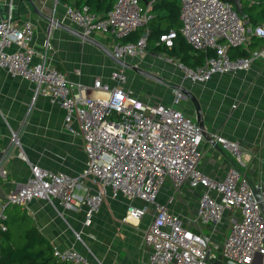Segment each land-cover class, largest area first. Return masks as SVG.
I'll return each instance as SVG.
<instances>
[{"label": "built area", "instance_id": "built-area-1", "mask_svg": "<svg viewBox=\"0 0 264 264\" xmlns=\"http://www.w3.org/2000/svg\"><path fill=\"white\" fill-rule=\"evenodd\" d=\"M150 17L139 0H116L103 18L88 5L66 6L67 21L83 37L111 36V54L124 62L146 56ZM180 19L181 36L206 55L204 64L196 68L175 62L190 82L203 84L217 75L245 72L255 61L264 60V46L248 56L232 57V51L247 46L252 37L264 40L258 32L264 31V24L251 26L230 2L180 0ZM58 25L56 21L54 26ZM138 30L144 32L136 41H123ZM175 37L172 31L160 42L172 47ZM34 40V25L18 24L10 6L8 16L0 21V69L33 84L34 100L48 98L64 111V129L82 138L87 161L77 175L31 165L25 184L0 200L1 232L7 230L6 206L26 208L36 200L58 201L70 212H84L89 226L107 199H123L142 203L128 207L125 223L139 225L154 208L153 220L143 233L149 264H214L211 260L219 255L234 264H252L258 255L264 256V215L255 195L258 190L264 202V167L261 164L257 174L249 172L251 153L214 133L210 137L230 152L233 162L221 179L203 172L204 130L179 108L186 98L182 85L171 88L169 104L144 100L127 85L129 76L119 66L107 81L96 78L90 90L70 82L50 61L48 41L44 50H38ZM10 132L11 147H0L2 178L8 176V163L15 155L26 159L18 134ZM167 181L176 191L185 185L200 190L193 222L210 233L189 229L158 202ZM222 223L229 227L218 251L214 240ZM53 255L69 264H104L73 248L54 246Z\"/></svg>", "mask_w": 264, "mask_h": 264}, {"label": "crops", "instance_id": "crops-1", "mask_svg": "<svg viewBox=\"0 0 264 264\" xmlns=\"http://www.w3.org/2000/svg\"><path fill=\"white\" fill-rule=\"evenodd\" d=\"M231 4L234 6L233 3ZM147 5L151 16L149 30H156L158 25L162 28L173 27L171 31L181 27L180 18L178 25L174 26L171 22L166 0H153ZM241 5L243 15L246 16L251 26L264 24V0H241ZM10 6L18 24L28 21L34 25V46L38 50H44L45 43L49 42L48 56L50 61L67 76L70 82L80 83L91 90L96 78L107 81L110 74L119 67L111 54L114 45L112 37L96 34L91 39L84 38L78 29L67 21V5L60 0H0V21L8 16ZM56 21L59 23L58 26H54ZM151 46V50L147 51L146 58L133 59L128 62L131 64L150 63L157 60L162 61V57L175 58L177 59L176 62L181 59L169 55L165 51L158 53L154 50L152 42ZM263 46V39L252 37L247 46L234 50L231 54L232 57H237V54L242 51L249 54ZM172 64L173 72L174 69L178 70L175 62ZM156 66L162 67L161 63ZM162 68L165 74L169 76V66L164 65ZM235 75L237 76L235 77ZM181 76L180 81L179 77L174 76L173 73L171 85H168L169 96L161 89L158 101H153L145 96L146 91L133 89L129 83L127 85L144 100L167 104L172 99L171 88L182 85L199 102L203 111L205 128L207 132L209 130L208 134H219L250 152L252 162L249 172L257 174L261 164L264 167V124L259 131L260 128H257L259 125L244 126L238 124V120H235L239 117L238 114L232 119L227 120L226 118L232 108L234 97L239 100L247 97L242 92L236 91L241 86L245 90L246 88L251 89L248 100L259 112L264 111V60L255 61L248 71L217 75L203 84L186 80L182 73ZM230 76L234 77L231 78ZM33 90V84L20 78H14L7 71L0 69V134L2 136L0 147H11L10 130H13L18 133L26 155L25 160L15 155L8 163V176L6 178L0 177V188L6 195L25 184L31 173V165H38L67 175H77L86 166L87 156L83 140L81 137L73 136L65 131L64 111L58 105L52 104L48 98L40 96L34 100ZM222 97L224 100L222 101L223 108L220 116H224V119L218 118V114L217 117L212 116L214 113L212 108L209 107L207 110L203 103L206 102L215 107L216 104L212 101L217 103L218 98L222 100ZM179 108L187 116L197 121V108L192 99L187 100L185 98ZM249 133L253 136L250 137ZM219 147L220 149L216 148L205 139L203 144L204 157L200 169L212 177L221 179L232 165L233 156L221 146ZM199 192L200 190L192 189L188 185L176 191L172 182L167 181L160 191L158 202L167 205L170 211L178 215L189 229L210 233L207 227H199L193 222L197 214ZM132 204L135 206L142 205L141 202L131 203L123 199H107L89 226L85 223L84 212H70L58 201L50 203L46 200H36L31 202L25 210L33 218L34 224L41 234L53 246L60 249H76L90 259H97L104 264H149L150 249L143 242V233L153 220V207L148 212L150 213L149 221L145 220L144 217L145 219L141 220L139 226L134 224L129 227L117 223L118 226H115L116 239L113 240L115 243L113 246H104L101 242L102 239L100 243L99 240L97 243L94 241L99 237L105 238L102 233L99 237L95 234L106 229L107 224L112 223V214L124 216ZM121 227H126V232L130 234L131 239L127 235V240L124 241L119 234ZM83 239L90 242L91 250L85 249Z\"/></svg>", "mask_w": 264, "mask_h": 264}, {"label": "trees", "instance_id": "trees-1", "mask_svg": "<svg viewBox=\"0 0 264 264\" xmlns=\"http://www.w3.org/2000/svg\"><path fill=\"white\" fill-rule=\"evenodd\" d=\"M66 5L82 6L88 5L90 9L105 17L112 9L116 0H60ZM144 8H147L153 0H139ZM180 0H166V6L170 12V20L175 25L180 22ZM159 6V5H158ZM156 6V7H158ZM151 17L148 22V28ZM173 27L162 28L157 26L156 30H149L147 51L151 50V42L154 50L158 53L167 52L174 57H180V61L188 67L196 68L204 64L206 55L190 46L180 34V28L174 29L176 37L173 46L167 47L160 42L161 35L170 33ZM150 29V28H149ZM143 30H138L125 38L123 41H136ZM172 32V31H171ZM153 50V48H152ZM242 51L237 56H248ZM1 146V142H0ZM3 220L7 227L5 232L0 231V264H69L60 262L53 255V245L45 238L33 218L27 214L25 208L8 206L4 210Z\"/></svg>", "mask_w": 264, "mask_h": 264}, {"label": "rangeland", "instance_id": "rangeland-1", "mask_svg": "<svg viewBox=\"0 0 264 264\" xmlns=\"http://www.w3.org/2000/svg\"><path fill=\"white\" fill-rule=\"evenodd\" d=\"M147 54L148 52L146 53V56L145 58L147 57ZM162 61L160 60H157L155 62H145V63H138V67L141 68L142 70H145L151 74H153L154 76H157L159 78H161L164 83H160V82H157L155 80H152L150 78H147L146 76H143L141 75L139 72H137L136 70L132 69V68H126V74L129 77V85L131 87H133V89H136V90H144L146 91L145 93V96L151 98L153 101H158L160 99V90L162 89V91H164L166 93V95L169 96V88H168V85H171L170 82H171V76L173 75L174 73V76L177 75L179 78V80L181 81V73L179 72V70H175L174 69V72H173V64L174 62H176L177 59H173V58H167V57H162L161 58ZM144 60V59H143ZM158 63H161L162 67L164 65H168L169 68H170V77L167 76L165 74V71L163 70L162 67H158L156 65H158ZM133 64V63H132ZM164 64V65H163ZM155 66V67H154ZM172 73V75H171ZM238 75V74H237ZM235 75V77L237 76ZM231 78L234 77V76H230ZM238 93L242 92L244 94V96H247L246 98L243 97L242 99H238L237 97H234V100H233V103H232V110L230 109V113L228 114L227 116V120L229 118H234L235 115H239L238 118H235V120L237 119L238 120V124L240 125H244V126H247V125H251V126H258L257 128H260L259 131H261V128H262V125L264 124V114L263 112H259L256 107L250 103V101L248 100V96L251 94L250 91L251 89L250 88H243L242 86L240 88H238L236 90ZM188 100V99H187ZM224 100V97H222V100L218 98V102H214V100L212 101V103H215V107H213V105L211 106L210 104L206 103V102H203L204 103V106L207 107V110L209 109V107L212 108V112H214L212 114V116H216L217 117V114H218V118L220 119H224L225 117L224 116H220V112H221V109L223 108V104H222V101ZM237 100V101H235ZM210 105V106H209ZM15 132V131H14ZM16 134H18L17 132H15ZM208 133H209V130H208ZM19 136V135H18ZM249 136H253V134L251 135V133H249ZM256 151V149H255ZM113 215V218H112V223L111 224H107L106 225V229L102 230L101 232H97L95 235L97 237H99V235L102 233L105 235V238L103 239V237H99L96 238L95 243H97V241L100 243V240L102 239L103 241V245L104 246H107V247H111L113 246L115 243V239H116V234H115V226L117 227V223H120V224H125V225H128L129 227L133 226V224H130V223H125L124 221V217L125 215H118V214H112ZM150 213H148L146 216H145V220L149 221L150 219ZM144 220V221H145ZM141 224V223H139ZM145 225V224H144ZM139 226V225H137ZM140 227H142V225H140ZM229 227V223H222L220 225V227L218 228V234L214 240V243L217 245V250L219 251L220 247H221V243H222V240H223V237L225 235V233L227 232V229ZM119 234L121 235V237L124 239V241H126V237L128 235V237H130L131 239V236L130 234H127L126 232V227H121L120 230H119ZM87 239H83V243L85 245V249L89 248L91 250V246H90V242L86 241ZM114 240V241H113ZM94 243V244H95ZM100 248V247H99ZM88 250V249H87ZM87 252V251H86ZM88 253V252H87Z\"/></svg>", "mask_w": 264, "mask_h": 264}, {"label": "water", "instance_id": "water-1", "mask_svg": "<svg viewBox=\"0 0 264 264\" xmlns=\"http://www.w3.org/2000/svg\"><path fill=\"white\" fill-rule=\"evenodd\" d=\"M227 2H230V3H233L234 6H235V9L240 13V14H243V9H242V5H241V0H225ZM81 34V33H80ZM86 39H91V37H84ZM115 61L117 62V64L120 66V67H123V68H132L134 70H136L137 72H139L141 75L143 76H146L147 78H150L152 80H155L157 82H160V83H164V81L157 77V76H154L153 74L145 71V70H142L141 68H139L138 66H135L129 62H124V61H121V60H117L115 59ZM184 92L186 94V98L187 99H192L194 104L196 105V108H197V111H196V114H197V122L199 123V125L202 127V129L204 130V137L206 140L210 141L216 148L220 149V147L218 146V144H216L213 139L210 137V135L208 134L206 128H205V123H204V117H203V111L201 109V106L199 104V102L192 97V95L190 94V92H188L187 90L184 89ZM255 195H256V198L260 201V205H261V208H262V212H263V215H264V202L261 200V196H260V192L258 190H255ZM7 199V195L4 194L2 192V189L0 188V200H6ZM7 207V206H6ZM214 264H234L232 263L231 261L227 260V259H223L221 255H219L217 257V259H212L211 260ZM252 264H264V256L263 255H258L254 262Z\"/></svg>", "mask_w": 264, "mask_h": 264}, {"label": "clouds", "instance_id": "clouds-1", "mask_svg": "<svg viewBox=\"0 0 264 264\" xmlns=\"http://www.w3.org/2000/svg\"><path fill=\"white\" fill-rule=\"evenodd\" d=\"M258 32H260L261 35H264V31L258 29Z\"/></svg>", "mask_w": 264, "mask_h": 264}, {"label": "bare ground", "instance_id": "bare-ground-1", "mask_svg": "<svg viewBox=\"0 0 264 264\" xmlns=\"http://www.w3.org/2000/svg\"><path fill=\"white\" fill-rule=\"evenodd\" d=\"M131 221H132V222H134V223H136V222H137V220H136V219H134V218H133V219H131Z\"/></svg>", "mask_w": 264, "mask_h": 264}]
</instances>
